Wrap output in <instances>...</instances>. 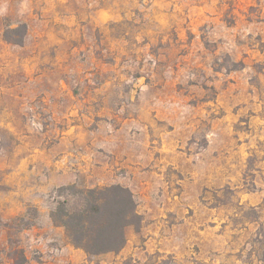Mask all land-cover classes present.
Wrapping results in <instances>:
<instances>
[{
	"label": "rangeland",
	"instance_id": "374dc122",
	"mask_svg": "<svg viewBox=\"0 0 264 264\" xmlns=\"http://www.w3.org/2000/svg\"><path fill=\"white\" fill-rule=\"evenodd\" d=\"M121 184L118 252L60 188ZM264 264V0H0V264Z\"/></svg>",
	"mask_w": 264,
	"mask_h": 264
},
{
	"label": "trees",
	"instance_id": "16d2710c",
	"mask_svg": "<svg viewBox=\"0 0 264 264\" xmlns=\"http://www.w3.org/2000/svg\"><path fill=\"white\" fill-rule=\"evenodd\" d=\"M50 211L55 226L64 229L67 241L95 256L118 252L126 243V227L141 221L133 194L121 184L78 187L69 184L60 188ZM12 264H26L27 259L18 246L11 248Z\"/></svg>",
	"mask_w": 264,
	"mask_h": 264
},
{
	"label": "crops",
	"instance_id": "0c3cea01",
	"mask_svg": "<svg viewBox=\"0 0 264 264\" xmlns=\"http://www.w3.org/2000/svg\"><path fill=\"white\" fill-rule=\"evenodd\" d=\"M76 248V247H75ZM80 249V248H79ZM82 250V249H81ZM83 251V250H82ZM84 252V251H83ZM85 253V252H84ZM86 254V253H85Z\"/></svg>",
	"mask_w": 264,
	"mask_h": 264
}]
</instances>
